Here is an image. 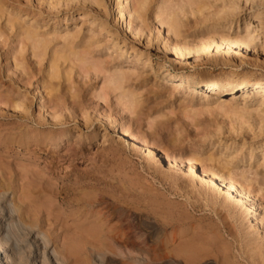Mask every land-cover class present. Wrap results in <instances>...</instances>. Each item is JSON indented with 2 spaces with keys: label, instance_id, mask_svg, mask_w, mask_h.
<instances>
[{
  "label": "rangeland",
  "instance_id": "obj_1",
  "mask_svg": "<svg viewBox=\"0 0 264 264\" xmlns=\"http://www.w3.org/2000/svg\"><path fill=\"white\" fill-rule=\"evenodd\" d=\"M128 1L122 18L124 0H0V173L27 204H42L21 181L30 175L41 196L71 186L72 200L101 201L84 220L46 195L59 242L113 226L102 218L111 204L145 223L142 239L166 261L188 250L193 264H264L262 92L174 93L155 72L264 78V0H149L162 25Z\"/></svg>",
  "mask_w": 264,
  "mask_h": 264
},
{
  "label": "bare ground",
  "instance_id": "obj_2",
  "mask_svg": "<svg viewBox=\"0 0 264 264\" xmlns=\"http://www.w3.org/2000/svg\"><path fill=\"white\" fill-rule=\"evenodd\" d=\"M129 4L128 0H124L122 18L129 15ZM151 4L149 0H140L138 11L144 16H147L151 11L150 17L152 21L162 25V4L158 3L154 9L150 7ZM175 25L173 19H169L167 23L168 29H174ZM201 51H205V47H201ZM159 70L155 72L161 73L163 77L170 81V88L174 93L182 92L184 88H191L200 90V96L206 97V94L209 93H211V96H216L237 90H253L262 92L263 98L260 100L259 106L264 105V78L252 83L243 81L233 83L231 81L218 84L210 81H200L183 75L173 76ZM121 80H123V76L117 75L115 81H112L118 84ZM122 134L128 138L133 146L144 149L147 158L155 156L150 146H140L125 131H122ZM67 138L66 132L61 133L60 137L55 139L53 147L57 148L61 144L65 145ZM168 164L170 169H174L171 161ZM203 175L205 180L211 183H218L206 174L203 173ZM30 176L26 177L27 179L21 176V181H26L25 185L30 186L32 189L38 187V184L36 185L34 181H31L30 178L32 177ZM14 180L15 178L13 179L12 175L7 174V172L0 173V264H193L195 260H198L197 256L195 258L188 250H179L175 254V258L166 261L165 257L158 254L159 250L156 251V249L151 248L142 239L144 236L142 226L145 223L139 218V220L136 219L132 214L126 213L122 208L111 206L110 203L109 206L111 207H105L107 212L105 211L106 214H103L102 218L104 217L107 220H105L106 223L116 218V225L108 227L105 231L102 228L104 224L98 227L95 222L93 227H81L75 233L73 232L71 236H68V233L65 232L59 233L60 237H63V241L59 242L58 230L51 228L52 224L56 223L57 218H50L52 216L50 214L52 205L48 204L50 197H52V200H55L56 196L58 197L59 204L57 205L60 210H68L71 216H78L84 218V220L85 216L95 206H98L99 203L102 204L101 201L96 200L97 198L93 199V195H91L92 197H87L90 194L84 195L86 197L83 196L80 200H72L70 197L74 194L75 189H71V186H66L62 187L56 195L54 193H49L48 195V193L44 192L49 199L47 203L43 201L47 196H41L44 190L35 189L37 190L35 193L31 189V192L42 200V204H27L25 202L27 199L26 195L20 196L18 193L16 195V193L12 192L17 185H14ZM218 184L225 186L227 193H230L234 188V183L230 180L226 182L220 181ZM239 198L241 199L242 196ZM52 200L50 201L52 202ZM46 204L51 207L46 206ZM48 210H50V213H48ZM253 210V207H250V212H253ZM105 221L103 222L105 223ZM47 222H50L47 225L48 227L42 225L44 223L46 225ZM154 235L151 243L155 244L156 238L154 239V237L156 236Z\"/></svg>",
  "mask_w": 264,
  "mask_h": 264
}]
</instances>
